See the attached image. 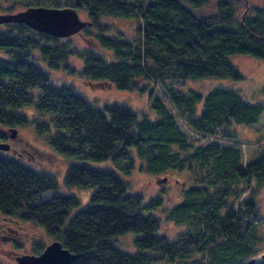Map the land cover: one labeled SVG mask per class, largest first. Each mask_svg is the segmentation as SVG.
<instances>
[{
    "label": "trees",
    "instance_id": "trees-1",
    "mask_svg": "<svg viewBox=\"0 0 264 264\" xmlns=\"http://www.w3.org/2000/svg\"><path fill=\"white\" fill-rule=\"evenodd\" d=\"M9 1L4 14L72 8L89 25L81 32L82 48L23 24L0 25V130L31 125L65 166L61 193L53 174L25 165L17 150L7 155L10 145L0 150V214L40 227L75 255L69 264H264V222L255 200L264 185V143L246 162L236 143L240 127L256 131L263 104L223 86L205 95L174 86L187 79L241 80L232 56L264 61V0L261 7L220 0L208 15L200 9L210 0ZM102 17L136 22L135 37L119 30L106 35L112 27ZM51 71L146 96L152 117L117 103L94 108L71 86H56ZM134 161L152 177L187 176L180 201L165 211L168 221L185 228L175 237L159 233L154 211L163 195L144 202L128 194L123 174ZM70 188L91 190L81 209ZM46 193L49 199L41 201ZM128 232L140 236L134 254L114 246Z\"/></svg>",
    "mask_w": 264,
    "mask_h": 264
},
{
    "label": "rangeland",
    "instance_id": "rangeland-1",
    "mask_svg": "<svg viewBox=\"0 0 264 264\" xmlns=\"http://www.w3.org/2000/svg\"><path fill=\"white\" fill-rule=\"evenodd\" d=\"M220 0H210V2L200 9L202 14L208 15L214 12L215 2ZM230 1V0H229ZM249 6L261 7L263 0H245ZM11 4L9 0H0V13L4 4ZM18 10V9H17ZM14 10L12 13L17 12ZM241 10L240 12H242ZM81 20H87L83 12H78ZM104 18L102 23L110 24L112 30L106 32L108 35H116L118 30L125 35V37L133 38L136 35L137 23L131 19H118L113 17ZM101 18V19H102ZM87 27V26H86ZM85 27V28H86ZM84 28V29H85ZM83 29V30H84ZM81 30L78 34L69 37L74 46L82 48L85 44L81 38ZM231 63L239 70L243 78L239 81H231L226 79L216 78H204L199 80H177L174 84L180 91H187L189 89L195 90L202 95H205L211 88L215 86H223L226 88L235 89L243 99L256 100L264 106V61H257L247 56H232L230 57ZM71 65L79 67L78 60H71ZM44 67V66H43ZM49 79L56 85L71 86L75 93L82 97L90 106L94 108H101L106 103H117L127 106L137 114L142 115L145 113L147 116L152 117L151 110L147 106L146 96H141L136 92L120 91L115 87L106 83L102 84H90L84 81L78 75H69L61 72H48ZM160 88H159V87ZM155 87L158 93H162L161 86ZM153 87V88H154ZM24 109V111H23ZM20 113L25 115H33L30 108H22ZM29 118V117H28ZM177 124L187 134L191 135L189 131L185 129L182 122L177 119ZM253 128H239V139L236 143H239L240 151L242 152L243 162L251 159L255 154H258L262 144L264 143V112L261 115L259 122ZM12 130L15 131L14 137H11ZM256 132V134L254 133ZM0 133L5 138L0 142H5L14 150L22 153L21 161L33 168L34 170L46 171L53 174L59 186V191L63 192V175L65 172V166L60 156L53 154L44 144L43 138L37 137L33 131L31 125L25 128H5L0 130ZM257 135V136H256ZM241 136V137H240ZM259 139V140H256ZM8 152L7 155H10ZM134 167L129 175H124L128 185V194L137 193L142 195L144 202H148L156 195H163V205L158 209H155L154 215L160 220L159 233L166 235L169 238H173L177 233H181L185 230L183 226L176 225L172 221H168L165 218V211L172 205L178 203L181 199V190L186 185V177L184 174H169V178L166 175H160L159 178L152 177L142 171L138 161H134ZM109 163H100L98 167L107 168ZM90 167L96 168V163H89ZM128 164L120 163L118 168L126 169ZM160 179H165V183L160 182ZM70 194L75 195L79 202V209L87 203L90 195V189L70 188L67 190ZM248 196L247 193L243 194L239 200L245 199ZM50 197L49 193L43 194L41 201H46ZM255 200L257 202L260 217L258 221L264 222V185L255 193ZM12 220L5 219L0 216V264H16L15 257L24 254V251H30L31 253L37 247H45L49 244L50 238L43 232V230L36 226L32 222L22 221L18 216H11ZM17 227H21V230ZM9 228V232H5L4 229ZM25 230V231H23ZM5 232V233H4ZM25 234V235H24ZM140 237L135 233H125L116 238L114 246L128 254L135 253V246L133 244L134 239ZM10 238L13 240H7ZM11 249L16 251V254L11 252ZM26 253V252H25Z\"/></svg>",
    "mask_w": 264,
    "mask_h": 264
},
{
    "label": "water",
    "instance_id": "water-1",
    "mask_svg": "<svg viewBox=\"0 0 264 264\" xmlns=\"http://www.w3.org/2000/svg\"><path fill=\"white\" fill-rule=\"evenodd\" d=\"M23 24L26 27L55 38H69L78 34L89 22L81 20L72 8L28 7L14 13H0V25ZM15 131L12 130L11 137ZM9 145L0 143V150L7 151ZM164 183L165 179H160ZM75 255L51 241L39 254H24L15 258L16 264H69ZM252 261L248 262V264Z\"/></svg>",
    "mask_w": 264,
    "mask_h": 264
},
{
    "label": "flooded vegetation",
    "instance_id": "flooded-vegetation-1",
    "mask_svg": "<svg viewBox=\"0 0 264 264\" xmlns=\"http://www.w3.org/2000/svg\"><path fill=\"white\" fill-rule=\"evenodd\" d=\"M10 151L12 150V148H10L9 149ZM12 152H13V150H12ZM0 216H2L3 218H5V219H9V220H12V218H8V217H11L10 215H2V214H0ZM18 229H20L21 230V227H17ZM5 230V232H9L10 231V229L9 228H6V229H4ZM23 231H25V230H23ZM4 232V233H5ZM25 235V234H24ZM1 239V238H0ZM5 239H7V240H13V239H10V238H5ZM11 252L13 253V254H16V251L15 250H13V249H11ZM26 252V253H25ZM24 254H35L34 252H30V251H24ZM24 254H22V255H24ZM15 258H16V256H14ZM16 262V261H15Z\"/></svg>",
    "mask_w": 264,
    "mask_h": 264
}]
</instances>
